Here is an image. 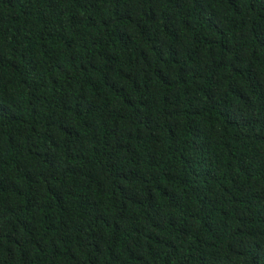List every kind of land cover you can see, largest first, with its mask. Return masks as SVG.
<instances>
[{"label":"trees","instance_id":"16d2710c","mask_svg":"<svg viewBox=\"0 0 264 264\" xmlns=\"http://www.w3.org/2000/svg\"><path fill=\"white\" fill-rule=\"evenodd\" d=\"M0 264H264V0H0Z\"/></svg>","mask_w":264,"mask_h":264}]
</instances>
